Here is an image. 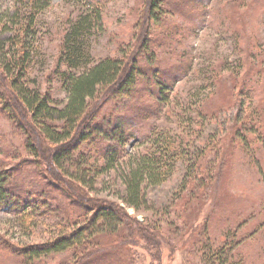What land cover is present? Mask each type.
I'll list each match as a JSON object with an SVG mask.
<instances>
[{
	"label": "rangeland",
	"instance_id": "1",
	"mask_svg": "<svg viewBox=\"0 0 264 264\" xmlns=\"http://www.w3.org/2000/svg\"><path fill=\"white\" fill-rule=\"evenodd\" d=\"M179 1L159 8L155 21L144 26V0H48L37 12L30 0H0V25H8L0 35L8 51L0 58V174L11 176L15 199L0 206V264L75 262L72 250L31 260L23 255L62 228L73 230L87 214L66 184L78 169L65 162L62 185L34 153L41 127H30V112L12 96L14 83L62 108L67 92L61 73H82L109 57L126 61L139 40L134 85L120 92L100 89L89 100L91 123L78 127L76 136L85 131L96 138L82 151L94 154L90 163L99 166V147L128 136L123 168L96 176L92 190L83 188L86 204L90 210L95 203L118 205L128 223L135 219L127 244L139 264H238L242 258L244 264H264V226L255 230L253 219L264 207V0H204L191 7ZM91 9L99 10L101 21L83 33L85 66L70 68L60 59L67 34ZM28 10L36 13L30 38L21 28L30 25ZM26 37L33 48L24 60L20 43ZM55 123L62 128L63 122ZM142 155L160 160L164 180L142 184L146 200L137 210L120 198L121 174L129 156Z\"/></svg>",
	"mask_w": 264,
	"mask_h": 264
},
{
	"label": "trees",
	"instance_id": "2",
	"mask_svg": "<svg viewBox=\"0 0 264 264\" xmlns=\"http://www.w3.org/2000/svg\"><path fill=\"white\" fill-rule=\"evenodd\" d=\"M180 1L179 3L181 5L190 7L192 4L197 6L198 3L201 4L204 2V0ZM30 2H33L32 6L34 4L35 8H38L35 12L45 8L48 4V0H30ZM171 3L172 0H144L142 9L144 17L143 25L146 26L152 19L155 21L154 19L160 14L159 8L162 10L164 6H171ZM35 12H28L29 19L27 24L30 25L26 28L21 27L25 30L26 33L24 34L28 38L31 36L28 32L29 27L34 23ZM15 14H19V12ZM19 19L18 16V21L15 20V23H18ZM100 21L101 17L99 10L91 9L89 13L83 15L73 24L66 37V50L64 49L62 58L60 57L61 61L64 60L70 68L85 66L81 65L86 46L83 42V33L87 31L91 32ZM7 28V24L0 25V35L5 32ZM27 37L20 43L24 54V60L30 57V49L33 48L30 45L33 40H28ZM25 40L28 41L25 42ZM141 41L142 40H139L134 47H131L126 61L124 59L109 57L101 60L94 66L85 68V71L82 73H61L60 75L63 78L64 87L67 92V102L62 108L51 106L49 96H42L39 92L28 89V87H24L22 84L14 83L17 92H10L13 97L21 100L23 106L30 112L32 118L30 127H33L35 123L39 124L41 127L38 138H36L39 140V144L38 147H36L37 149L34 150V153L41 157L42 165L46 171L50 172L57 180H60L62 185L66 182L64 178L60 177L61 174L65 172L64 170H67L63 166L64 163L70 162V164L78 169L75 175L72 174L73 176L67 177L73 182H66V184L75 191L76 199L79 200V208L85 210L87 213L85 214L86 217L83 223H76V228L73 230L67 232L66 228H62V232L53 240L43 245L30 247V250L23 255L25 258L27 257L31 260L36 257L49 256L51 254L72 250L75 254L74 257L76 261L71 262V264H139L136 256H133L131 253L128 254L130 250L127 244L132 225L137 224L135 219L128 223L125 220L127 215L124 208L117 207L118 205L115 207L113 204L98 205L99 203H95L93 205L94 207L91 206L94 208L92 211L89 208L90 206L86 204L87 198L83 193V188L85 187L89 190L94 188L93 185L96 176L102 175L103 173L108 174L113 170H120L123 168L124 164L120 161V158H123L126 154L124 146L128 136L123 135L120 139H115V137H113L114 139L112 138L111 141L114 142L115 146H110L108 149H105L102 145L99 147L100 152L103 154L102 159L104 161L103 166H99L97 160L94 164L90 163V159H93L95 156L94 154L90 152L87 155L82 151V146L85 143L94 144L96 143V138L92 137V134L85 133V131L81 132L79 136L76 135L80 132L78 127H80V129L84 127L88 128L91 123L92 116L89 115L87 111L91 105L89 100L96 98L100 89L109 87V89L115 88L117 92L118 90L120 92V90L131 89L134 85L136 76H138L137 74L139 73L135 59L143 48V43ZM5 46L6 44L0 39V58L8 54V51L4 52ZM25 51L26 53H24ZM16 64L18 66L20 65L21 70L23 60L21 61V59H19ZM130 68L133 70L136 68L137 71L133 72ZM127 69H130V72H128ZM7 70H10L9 64ZM120 82L121 84L118 85ZM163 88L166 87L163 86ZM57 120L63 122L62 128L60 126L57 127L55 123ZM98 134L104 135L102 131L98 132ZM42 137L46 138V140H41ZM76 137L77 139L75 140ZM31 141L34 142L33 139ZM72 141L75 146H72ZM70 142H72L70 145L72 148L68 144ZM77 152L80 154L78 157L75 155ZM127 159V161H124L126 162L125 166L127 169H123L124 171L121 174L124 192L120 198L127 205L138 210L142 205H145L146 200L142 191V184L144 182L154 185L160 184L164 180L162 177L164 176V172L161 171L163 166L157 157L155 158L148 155H142L140 157L129 156ZM89 164H91L90 168H86L85 166ZM54 166H57L60 170L55 169ZM57 170L61 171L59 173L60 175ZM10 179L11 176L9 174H0V206L10 205V203L14 205L12 203V201L15 200L13 198L14 194L11 193L9 189ZM76 184L79 185V187L76 186ZM78 191H80V193ZM72 196L74 197L73 194ZM80 197H83V199ZM254 217V220L258 219V228L255 230H260L264 226V207L262 210H259ZM22 218H24L23 221L26 222L28 218L26 212ZM249 221L250 220H247L246 223H249ZM132 222L134 224H132ZM121 225H125L124 230H122L123 228H121ZM111 233L116 234L113 240H110L111 237L106 241L103 238H98V236H102L103 234ZM236 234L235 236H237ZM3 243L8 250L14 249L12 242L3 240ZM89 247L92 248L90 249ZM159 251L160 247H158L156 254H158ZM238 264H244V258H242Z\"/></svg>",
	"mask_w": 264,
	"mask_h": 264
}]
</instances>
